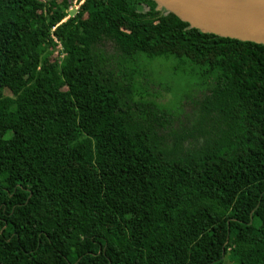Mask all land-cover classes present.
I'll list each match as a JSON object with an SVG mask.
<instances>
[{
  "label": "trees",
  "instance_id": "16d2710c",
  "mask_svg": "<svg viewBox=\"0 0 264 264\" xmlns=\"http://www.w3.org/2000/svg\"><path fill=\"white\" fill-rule=\"evenodd\" d=\"M71 1L0 0V264H264V44Z\"/></svg>",
  "mask_w": 264,
  "mask_h": 264
},
{
  "label": "water",
  "instance_id": "95a60500",
  "mask_svg": "<svg viewBox=\"0 0 264 264\" xmlns=\"http://www.w3.org/2000/svg\"><path fill=\"white\" fill-rule=\"evenodd\" d=\"M152 11L205 35L264 44V0H141Z\"/></svg>",
  "mask_w": 264,
  "mask_h": 264
},
{
  "label": "rangeland",
  "instance_id": "374dc122",
  "mask_svg": "<svg viewBox=\"0 0 264 264\" xmlns=\"http://www.w3.org/2000/svg\"><path fill=\"white\" fill-rule=\"evenodd\" d=\"M41 1H48V0H41ZM63 53L60 51V46L57 47L55 46L52 51L50 52V54L48 55V59L52 62H54L55 64H59L60 63V59L63 57ZM169 65H161V66H156L153 67L152 70L154 72L155 75H157L161 81L163 82V79L161 78L162 75H164V69H166ZM167 84H170V88L171 90H167L165 87H160V86H156L154 87V90H158V92L160 93V96L158 97V100L161 102H168L171 98V94H172V99L177 100L179 98L178 95V84L177 83H170L169 81L166 82ZM171 93V94H170ZM174 97V98H173ZM187 109H190L189 106H185ZM225 264H229L228 262H226Z\"/></svg>",
  "mask_w": 264,
  "mask_h": 264
},
{
  "label": "built area",
  "instance_id": "2783aa9c",
  "mask_svg": "<svg viewBox=\"0 0 264 264\" xmlns=\"http://www.w3.org/2000/svg\"><path fill=\"white\" fill-rule=\"evenodd\" d=\"M83 3V0H72L67 9L65 10V16L60 20L59 23L66 21L69 17L75 16L80 9L81 4ZM54 27H52L51 31H53ZM52 38L55 42H57V47L60 46V50L62 49V45L58 42V40L52 35Z\"/></svg>",
  "mask_w": 264,
  "mask_h": 264
}]
</instances>
